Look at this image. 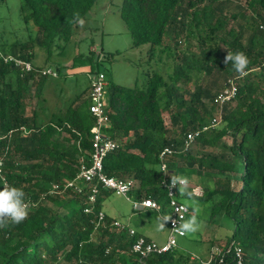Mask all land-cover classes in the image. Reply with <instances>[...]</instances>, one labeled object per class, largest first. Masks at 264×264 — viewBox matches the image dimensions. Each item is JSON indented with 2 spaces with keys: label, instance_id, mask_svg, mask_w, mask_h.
<instances>
[{
  "label": "trees",
  "instance_id": "16d2710c",
  "mask_svg": "<svg viewBox=\"0 0 264 264\" xmlns=\"http://www.w3.org/2000/svg\"><path fill=\"white\" fill-rule=\"evenodd\" d=\"M95 1L19 0L24 21L36 33L24 42H0V187L22 188L28 206L19 224L0 219V264H140L130 250L134 237L115 229L116 218L102 209L104 189L99 187L90 211L84 210L89 206L85 188L82 193L65 189L63 201L49 192L53 184L62 188L90 159L89 81L56 112L43 94L47 77L57 76L61 66L51 60L52 47L63 54ZM118 9L132 46L146 45L147 60L158 70L147 72L144 86L107 92V83L110 126L105 131L118 146L103 160L105 173L130 177V197H150L165 207L158 153L170 147L168 175L205 176L199 196L210 202V221L218 224L226 217L233 224L225 238L212 244L220 252L209 260L174 248L151 255L147 263L235 264L233 247L239 245L243 264H264V91L259 87L264 81V0H121ZM35 47L44 52L46 65L35 64ZM235 52L248 57L243 74L226 63L227 53ZM8 57L27 61L32 69ZM46 69L51 73L39 72ZM212 78L223 82L219 89L231 79L237 84L235 103L222 105L220 113L213 103L219 89L212 94L209 86ZM31 97L36 107L27 113ZM214 116H220L218 123L185 148L186 133ZM196 147L208 150L197 154ZM182 189L180 199L195 196L192 189Z\"/></svg>",
  "mask_w": 264,
  "mask_h": 264
},
{
  "label": "rangeland",
  "instance_id": "374dc122",
  "mask_svg": "<svg viewBox=\"0 0 264 264\" xmlns=\"http://www.w3.org/2000/svg\"><path fill=\"white\" fill-rule=\"evenodd\" d=\"M120 2L121 0H96L82 20L83 23L73 29L70 39L64 44L63 54L57 55V47H52L55 52L51 60L52 62L57 61L61 66L57 76L47 77L43 94L46 105L51 110L56 112L57 107L67 104L76 94L80 93L88 85L90 77L97 71H103L106 74L108 83L106 91L111 92L118 86L134 84L144 86L147 72L158 70L155 68V64L147 60L146 45L136 48L132 46L130 33L119 13ZM229 7L232 5L230 4ZM35 33V27L30 22H25L19 11V0L0 2V42L16 39L19 42H24L29 37H33ZM56 41L59 42V39L57 38ZM188 47L190 51H196L194 46ZM37 50L35 64L38 67L46 65L44 52L39 51L40 49ZM92 51L93 56H90ZM214 82L215 84H213ZM222 83L221 80L212 78L211 85H209L212 94L221 87ZM259 85L264 91V81ZM31 91H34L33 87H31ZM33 107H36L35 97L28 99L27 113ZM221 108L215 109L220 113ZM164 117L166 120L168 119L166 113H164ZM217 118L219 121L220 116ZM207 150H200L196 147L192 151L202 154ZM180 176L187 179V184L199 181L205 185L208 181L205 176L197 174L187 176L186 172ZM103 192L102 208L105 211L115 214L121 223L138 230L144 236L152 237L155 234L157 239L166 240L168 225L157 212L151 209L134 210L130 200L126 197L117 195L107 188ZM53 195L63 201L67 193L62 191L53 193ZM199 195L200 191L195 196L181 199L189 207L186 221L195 218V229L186 231L185 236L178 237L176 248L197 258L206 259L211 254L212 244L225 238L231 232L233 224L226 217L223 218L222 223L217 224L210 221V202L204 201ZM49 204L55 208L60 206V204L56 206H53L52 203ZM161 224L163 227H160Z\"/></svg>",
  "mask_w": 264,
  "mask_h": 264
},
{
  "label": "built area",
  "instance_id": "2783aa9c",
  "mask_svg": "<svg viewBox=\"0 0 264 264\" xmlns=\"http://www.w3.org/2000/svg\"><path fill=\"white\" fill-rule=\"evenodd\" d=\"M14 60L15 64L22 66L25 70L32 69L29 62L17 59L14 57H8L7 60ZM41 74L51 73L50 69L40 70ZM244 73V72H243ZM241 73V74H243ZM52 74H55L54 72ZM107 85L106 76L103 71H97L89 79V111L94 117V124L90 129L91 132V151L90 159L88 163L81 162L78 172L75 177L65 181L62 188L58 184H53L50 193L62 192L65 189H72L76 193H82L83 188L87 191V205L85 211H90L91 206L96 202L99 187L102 189H110L117 195H121L130 200L134 210L151 209L156 211L161 218H163L168 225V235L164 242L159 243L154 239L148 238L143 234L138 233L134 228L129 227L121 223L118 219H113L112 226L117 230H125L129 236H133L134 239L131 243L130 250L136 257L138 263L148 264L147 259L153 254H160L170 251L176 248L177 238L185 236V232L180 231V225L186 221L187 214L189 212L188 205L179 198L178 189L184 187L187 184V179L178 174L168 175L167 156L172 153L170 147H164L158 153V168L163 174L162 186L166 190L167 202L166 206L153 198L143 197L140 199H134L129 196V191L132 188V179L130 177L126 179L116 178L108 176L103 169V160L105 156L115 150L118 143L115 139L110 137L105 129L110 126V118L107 112V98L105 87ZM237 94V84L233 79L219 89L214 98L213 103L217 107H221L224 104L232 103ZM218 123V118H211L209 124L202 126L201 129L195 131H189L186 133L184 140V147L190 148L193 145L196 137L204 130ZM0 176H1V160H0ZM192 192L199 194V188L193 186ZM98 219H104V213L102 210L98 211ZM165 217L167 219H165ZM3 219V218H0ZM230 245L226 250L230 249ZM220 252L217 247L211 251L208 260L213 254ZM233 253L235 256V264H243L242 248L239 245L233 247ZM192 259H197L196 256L190 255ZM199 259V258H198ZM108 264H114L110 262Z\"/></svg>",
  "mask_w": 264,
  "mask_h": 264
},
{
  "label": "clouds",
  "instance_id": "9594fccd",
  "mask_svg": "<svg viewBox=\"0 0 264 264\" xmlns=\"http://www.w3.org/2000/svg\"><path fill=\"white\" fill-rule=\"evenodd\" d=\"M81 24L83 21H79ZM231 61L233 69L243 73L249 63L248 57L242 52L227 53L226 63ZM28 216V206L25 200V192L16 186L0 187V218L10 220L13 224H19ZM165 219H167L165 217ZM163 227V224L160 225ZM195 218L185 221L180 225V231H193Z\"/></svg>",
  "mask_w": 264,
  "mask_h": 264
},
{
  "label": "crops",
  "instance_id": "0c3cea01",
  "mask_svg": "<svg viewBox=\"0 0 264 264\" xmlns=\"http://www.w3.org/2000/svg\"><path fill=\"white\" fill-rule=\"evenodd\" d=\"M207 185V183L205 184V185H203L202 183H200L199 181L198 182H195V183H192V182H190V183H188L185 187H183V189H182V193H189L190 191H191V188L193 187V186H197L198 188H199V191H200V194L202 193V190H203V187H205ZM182 195V194H181ZM103 209V208H102ZM103 211L107 214V215H109V216H111L112 218H116L117 219V217L115 216V214H112V213H109V212H107V211H105L104 209H103ZM136 230V229H135ZM138 233H140L138 230H136ZM141 234V233H140ZM146 237H148V236H146ZM148 238H151V239H154V240H156L157 242H159V243H162V242H164L165 240H162V239H157V237L155 236V234L154 235H152V237H148ZM214 247H216V246H213L212 247V250H214ZM211 250V251H212Z\"/></svg>",
  "mask_w": 264,
  "mask_h": 264
}]
</instances>
